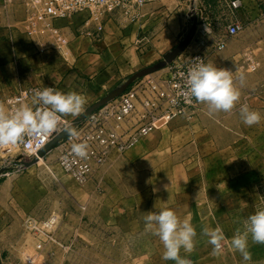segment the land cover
Listing matches in <instances>:
<instances>
[{"label":"rangeland","instance_id":"1","mask_svg":"<svg viewBox=\"0 0 264 264\" xmlns=\"http://www.w3.org/2000/svg\"><path fill=\"white\" fill-rule=\"evenodd\" d=\"M212 1L217 4L216 1ZM219 10L217 6L213 11L215 19L220 17ZM191 18L184 24L177 46L191 31L193 16ZM242 20L246 25L245 31L239 37L232 39L224 51L217 54L214 65L220 67L218 62L237 55L238 62L229 63L228 69L240 70L243 73L254 74V78L258 77L249 79V83L257 87L253 92L251 90L252 94L241 95L237 106L227 113L209 114L207 105L200 103L196 109L192 110V114L181 116L172 122L163 120L156 131L144 137L151 138L145 146L146 152L164 151L161 155L147 154L150 156L145 166L149 170L153 169L152 167L164 169L163 182L166 181L165 183L159 185L155 183V187L148 183L146 191L132 192L129 190L130 185L125 182L128 171L122 164L107 171L108 163L104 166L105 168L103 167V172L105 176L108 174V179L100 180V177L97 179L95 177L93 182V185L99 188V196L105 197L104 200L107 201L111 194L115 197L117 205H121L117 210L118 214L125 215L128 222L139 217L144 220L148 211H159L161 208L174 210L181 220L190 218L197 230L195 248L191 253L181 249L180 255L186 257L191 264H264V244L253 242L250 236L249 250L252 254L250 261H244L241 254L231 247L232 237L237 232L244 231L247 217L258 209L264 208V119L258 124L248 126L244 124L239 112L240 105L247 104L250 109L259 111L264 117V8L260 10L259 15L253 17L250 14H243ZM164 56L150 64H145L141 69L163 60ZM7 106L9 114L8 103ZM159 136L163 137L165 143L160 144L161 148H156L159 144L155 142ZM230 136H238L241 139L230 143ZM172 137L183 141L179 150L183 152L185 158L172 159V151L175 149L171 147L173 145L170 142H167ZM192 140L196 141L195 145L191 144ZM232 145L237 147L234 149L236 152L229 149ZM215 147L216 150L213 151L212 148ZM22 152L18 143L0 146V159H19L22 157ZM188 152L198 153L199 158L191 160L192 156L187 157ZM211 155L212 159H209ZM52 156L47 162L51 169L52 182L62 186L52 188L49 216H42L41 210L40 215L29 213L24 219L30 243L25 258L28 264L30 260L32 264H175L174 261L162 259L163 245L158 236L146 230L145 225L141 233H135L129 230H138L139 223L131 224V226L130 223H124L117 229L96 224L95 220L98 217L108 219L111 216L108 209L104 208L103 212L98 213L90 202H84V207L77 202V198L81 199L80 193L92 185V182L86 185L79 184L60 167L57 159L58 152H53ZM204 158H208V165L220 166L221 164L226 172L238 174L237 191L229 193L230 196L227 198L229 202L234 201V203L227 207L213 208V213L221 214L223 220L212 223L211 227L204 223L205 212L207 213L209 208L204 206L202 173L194 175L197 178L191 183L182 175V170H175V167L179 165L185 166L189 173L197 169L202 171ZM42 164L45 163L42 162ZM10 166L7 171L11 170ZM151 178L152 176L147 182ZM168 178L170 182L167 181ZM105 204L108 206L107 202ZM54 215L58 216V221L51 232L56 241L46 243L43 249H39L35 230L32 229L33 225L43 226L44 221ZM29 218L37 221L27 222ZM205 227L219 228L222 231L224 240L220 255L213 253V246L208 243V237L203 234Z\"/></svg>","mask_w":264,"mask_h":264},{"label":"crops","instance_id":"2","mask_svg":"<svg viewBox=\"0 0 264 264\" xmlns=\"http://www.w3.org/2000/svg\"><path fill=\"white\" fill-rule=\"evenodd\" d=\"M3 1L0 0V109L8 113L6 100L32 86L53 87L56 91L63 93H82L87 98L84 111L79 116H62L69 121H76L91 106L142 70L145 64L160 59L170 49H174L179 43L184 24L188 22V19H192L191 15L195 10L206 7L213 15L217 7L212 0H153L144 7L143 21L122 23L119 18L112 19L107 23L101 40L78 34L77 29L87 17L86 12L78 13L67 19L56 21L58 26L64 27L63 31L69 38L66 46H60L48 32L36 34L28 32L30 28L26 21L25 8L19 1L9 2V14L2 6ZM243 3L244 6L239 10L238 15L241 20L243 14H250L253 17L259 15L260 10L264 8V0H243ZM238 59L237 55L229 56L227 60L218 62V65L228 68L229 63L236 64ZM237 71L243 73L240 70ZM243 74L245 76L243 83L238 78L236 81L241 95L252 94L251 90L253 92L257 87L249 83V79L253 80L258 77L254 78V74L251 73ZM28 105L34 110L40 107L32 103ZM149 139L151 138L141 139L135 147L122 155L113 154L107 164V171L113 170L120 164L123 165L128 171L125 182L130 185L129 190L132 192L146 191L148 183L155 187V183L159 185L166 182H163L165 180L164 169L152 167L153 169L149 170L145 166L150 155L164 153V151L146 152L145 146ZM175 139L172 137L167 141L175 149L172 151V159L185 158L186 156L183 157V152L179 150L183 141L179 140L180 138ZM238 139L241 138L230 136L229 142L235 143ZM155 143L159 144L156 148H161L160 144H164L165 140L159 136ZM195 143V140L191 141V144L195 145ZM211 143L214 144V141L211 140ZM229 149L236 152L234 149L237 147L232 145ZM212 150H216V147ZM56 151L53 149L38 163L21 170L11 166V170L0 176V258L2 264H28L25 258L30 243L24 219L29 213L40 215L41 210L44 217L51 214L52 188L62 186L52 182L51 169L47 164L53 157L52 153ZM147 154L150 155L147 156ZM188 155L192 156L191 160L199 158L198 153L188 152L187 157ZM13 159H0V169ZM209 159H212V155ZM207 161L208 158H204L202 171L197 169L189 173L185 166L180 167L179 165L175 167V170H182V175L191 183L197 178L194 175L202 173L204 206L209 208L207 213L205 212L204 223L211 227L212 223L223 220L221 214L213 213V208L227 207L234 203V201L229 202L227 198L230 196L229 193L237 189L238 174L226 172L221 164L220 166L208 165ZM42 162L45 164L43 165ZM104 168L97 172L96 179L98 177L101 178L100 180L108 179V174L105 176L103 172ZM150 176L152 178L150 182H147ZM169 179H167L168 182H170ZM93 182L95 179L92 185L80 193L81 199L77 198V202L82 206L84 202H90L98 213L103 212L104 208L108 209L111 216L108 219L100 216L95 223L113 229L120 228L119 226L124 223H130V226L139 223L137 224L138 230H129V232L141 233L145 220L139 217L128 222L125 215L118 214L117 210L121 205H117L115 197L111 194L107 201L104 200L105 197L99 196V188L93 185ZM29 264H32V260Z\"/></svg>","mask_w":264,"mask_h":264},{"label":"built area","instance_id":"3","mask_svg":"<svg viewBox=\"0 0 264 264\" xmlns=\"http://www.w3.org/2000/svg\"><path fill=\"white\" fill-rule=\"evenodd\" d=\"M16 1L25 8L30 34L48 32L60 46H66L69 38L63 31L64 27L56 24L57 20L86 12L87 17L77 29L78 34L101 40L107 23L112 19L119 18L122 23L143 21L144 7L153 0H4L2 6L7 14L10 12L9 2ZM216 3L220 9V17L216 19L206 7L192 13L191 16L196 18L195 29L184 51L172 63L134 81L120 96L81 121L75 127L79 136L69 135L58 143L55 149L60 167L79 184L92 182L113 154L122 155L135 147L141 139L156 131L163 120L172 122L190 115L200 104L195 98L186 99L183 95L188 68L201 61L214 64L217 54L246 29L238 16L244 6L243 0H216ZM37 89L43 90L44 87L32 86L8 98L9 114L24 104L32 103ZM61 119L64 121L61 131L42 140L25 135L23 141L18 142L23 151L22 158L13 159L6 166H15L19 170L25 168L23 162L38 156L65 125L70 126L74 122ZM81 142L88 145L89 154L84 159L74 156L71 151L74 143ZM28 221L37 220L29 218ZM57 221L58 216L54 215L45 220L43 226L33 225L39 249L56 241L51 229Z\"/></svg>","mask_w":264,"mask_h":264},{"label":"clouds","instance_id":"4","mask_svg":"<svg viewBox=\"0 0 264 264\" xmlns=\"http://www.w3.org/2000/svg\"><path fill=\"white\" fill-rule=\"evenodd\" d=\"M235 72V74H234ZM237 78L243 83V73L211 63L197 62L187 70L185 77L186 99L195 98L196 101L207 105L209 114L217 112H230L241 99V90L237 85ZM87 103V98L82 93H63L48 87L35 90L32 99L34 108L24 104L13 113L8 114L0 109V146L15 145L22 142L25 135L37 141L61 131L64 121L62 116H79ZM240 117L244 124L252 126L258 124L264 117L256 110L250 109L247 104H241ZM63 131L73 137L79 133L67 125ZM74 156L88 157L87 143H74L71 148ZM146 230L159 237L164 251L162 259L174 261L175 264H191L180 255L181 249L191 253L196 244L197 230L190 218L181 220L176 212L170 208H161L159 211H148L144 217ZM203 234L208 237V243L213 246V253L220 255L223 251L222 241L224 235L219 228L205 227ZM249 236L255 243L264 244V208L247 217L244 231L237 232L231 239V247L238 251L244 261H250L252 254L249 250Z\"/></svg>","mask_w":264,"mask_h":264},{"label":"water","instance_id":"5","mask_svg":"<svg viewBox=\"0 0 264 264\" xmlns=\"http://www.w3.org/2000/svg\"><path fill=\"white\" fill-rule=\"evenodd\" d=\"M195 23H196V18H193V25L191 28V31L189 32L188 36L184 39V41L176 46L173 50L169 51L167 54H165L164 59L151 65L148 66L146 68H143L142 70H140L139 72L135 73L134 75H132L126 82H124L122 85H120L118 88H116L115 90H113L110 94H108L105 98H103L101 101L97 102L96 104H94L93 106H91L80 118H78L76 121H74L69 127L74 128L81 122L83 121L92 111L98 109L99 107L103 106L104 104H106L108 101L120 96L134 81H136L137 79L155 72L159 69L164 68L165 66H167L169 63H172L185 49V47L188 45L190 38L192 36V33L195 29ZM69 135L62 131L61 133H59L58 135H56L53 140L47 145L45 146V148H43L39 153L38 156H36L35 158H33L30 161H25L23 162L25 166L29 167L32 166L36 163H38L40 161L41 158L45 157L47 153H49L50 151H52L53 149L56 148V146L58 145V143L64 139L67 138ZM22 157H20L19 159H21ZM8 169V166H4L3 168L0 169V176L3 175ZM0 264H2L1 258H0Z\"/></svg>","mask_w":264,"mask_h":264}]
</instances>
